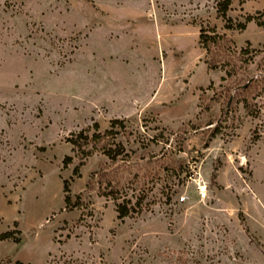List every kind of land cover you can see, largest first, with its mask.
<instances>
[{
	"label": "rangeland",
	"instance_id": "obj_1",
	"mask_svg": "<svg viewBox=\"0 0 264 264\" xmlns=\"http://www.w3.org/2000/svg\"><path fill=\"white\" fill-rule=\"evenodd\" d=\"M220 1L0 0V234L21 239L0 242V264H264V84L249 111L236 98L238 80L264 79V52L247 72L236 56L264 49V26L225 30ZM228 15L264 23V0ZM212 28L234 42L231 79L207 66ZM113 120L129 160L98 146L78 169L71 137ZM119 168L116 198L102 196L98 175ZM72 178L83 202L68 212Z\"/></svg>",
	"mask_w": 264,
	"mask_h": 264
},
{
	"label": "trees",
	"instance_id": "obj_2",
	"mask_svg": "<svg viewBox=\"0 0 264 264\" xmlns=\"http://www.w3.org/2000/svg\"><path fill=\"white\" fill-rule=\"evenodd\" d=\"M235 0H221L217 5V15L224 22V29L227 31L234 32H244L247 29V26L251 23H256L259 27H263L264 23L258 19L255 15H247L244 18V22L234 21L229 17L228 13L231 10ZM200 43L203 48L206 50V62L210 70H217L219 68H226L227 78L231 79L233 75V70H229L230 60L234 56V42L229 39L226 35L218 34L215 28L210 30L202 29L200 34ZM251 44L248 43L246 48L241 49L237 53L239 62L241 66L238 68V71L243 72V69L247 72V68L252 63L253 59L264 52L263 50L250 49ZM236 52V51H235ZM228 70V71H227ZM235 70V69H234ZM244 71V72H245ZM235 72V73H240ZM245 72V73H246ZM250 77V76H249ZM252 81L251 83H249ZM264 84V79L258 76V79L255 80L254 77L250 78L248 82H243L242 79L237 81V86H239L238 91L236 92V98L240 101L246 110L250 109V102L255 100L259 96L257 88ZM260 88V87H259ZM205 98H202L204 101ZM230 97L227 100L226 106H230ZM206 102V101H205ZM217 102L213 103L208 101L205 106V111L209 112L214 106H217ZM119 128L120 130H125V125L123 121L113 120L111 121L110 129L104 131L103 133L99 131L98 125H95V133L92 136H89L87 132L82 131L76 135H73L69 140V143L72 146V152L79 161L78 169H82L89 158L92 157L93 153L96 150H99L101 154L106 157L112 164H116L118 161L127 162L129 160V154L126 152L124 146L121 143H116L111 141L115 138L118 133H115V130ZM215 135H213L214 137ZM209 143V142H208ZM98 146H101L98 149ZM207 148V143L205 145ZM71 165V158L65 157L63 160V166L67 169ZM102 167H106L103 165ZM120 169V170H119ZM115 173L109 174L105 170L103 173L98 175L99 185L108 182L107 186L110 188L109 193H100L102 196L116 198V190L119 188V175L124 173V168H119ZM64 182V203L65 210L71 212L82 206L83 195L79 194L76 196L72 195L71 182ZM113 181L115 183H113ZM88 192L92 193L94 190L92 188V182L89 181L87 184ZM101 192V191H100ZM117 200V199H116ZM129 201L117 205L118 218L124 220L128 218L131 212H135V208L128 207ZM140 202L137 203L139 207ZM20 235L19 231H8L6 233L0 234V242L12 241L14 243L20 244L21 239L17 236ZM20 264V263H16Z\"/></svg>",
	"mask_w": 264,
	"mask_h": 264
},
{
	"label": "built area",
	"instance_id": "obj_3",
	"mask_svg": "<svg viewBox=\"0 0 264 264\" xmlns=\"http://www.w3.org/2000/svg\"><path fill=\"white\" fill-rule=\"evenodd\" d=\"M197 192L200 198H205L207 196V186L202 183H199L197 185ZM186 200H187V197L185 196H182L179 199L180 203H184Z\"/></svg>",
	"mask_w": 264,
	"mask_h": 264
}]
</instances>
